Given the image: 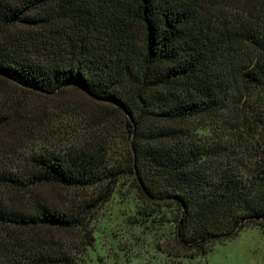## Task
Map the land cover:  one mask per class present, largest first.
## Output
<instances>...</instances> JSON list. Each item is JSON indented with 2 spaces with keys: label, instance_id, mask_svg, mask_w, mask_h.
Wrapping results in <instances>:
<instances>
[{
  "label": "trees",
  "instance_id": "trees-1",
  "mask_svg": "<svg viewBox=\"0 0 264 264\" xmlns=\"http://www.w3.org/2000/svg\"><path fill=\"white\" fill-rule=\"evenodd\" d=\"M3 132L0 264H79L125 181L168 257L264 235V0H0Z\"/></svg>",
  "mask_w": 264,
  "mask_h": 264
},
{
  "label": "rangeland",
  "instance_id": "rangeland-1",
  "mask_svg": "<svg viewBox=\"0 0 264 264\" xmlns=\"http://www.w3.org/2000/svg\"><path fill=\"white\" fill-rule=\"evenodd\" d=\"M12 142L7 133L0 135V163L13 165L27 155V149ZM40 193L47 198L57 196V202L65 201L66 191L60 188L43 187ZM133 198L129 183L122 182L111 198L92 213L95 239L88 250H82L80 242L75 241L78 237H69L79 264H264V235L258 228L250 227L236 232V237L223 244H215L205 256L168 257L162 250L172 251L167 245L173 234L171 223L152 231L133 224Z\"/></svg>",
  "mask_w": 264,
  "mask_h": 264
}]
</instances>
